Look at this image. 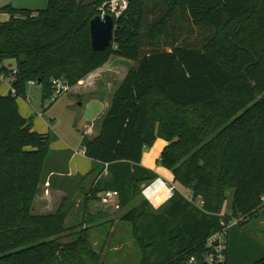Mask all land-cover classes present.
Segmentation results:
<instances>
[{
  "label": "trees",
  "instance_id": "1",
  "mask_svg": "<svg viewBox=\"0 0 264 264\" xmlns=\"http://www.w3.org/2000/svg\"><path fill=\"white\" fill-rule=\"evenodd\" d=\"M110 1L50 0L38 11L0 8L10 17L0 22V73L18 68L17 94L0 95V264H103L86 230L60 243L69 229L70 199L53 215L33 214L49 175L52 137L33 130L17 100L27 99L29 83L40 80L45 102L53 96V80L75 87L112 58L133 66L98 136L83 137L94 162L82 179L94 178L84 223L110 214L101 208L91 216V201L111 193L104 202L116 201L119 211L158 178L142 166L157 138L168 143L162 166L204 205L196 207L179 191L155 214L148 201L133 205L122 220L134 226L144 249L140 264H191L192 257L194 264H207L206 241L264 207V0H129L115 19L112 45L95 51L90 22ZM230 191L231 215L222 216ZM229 235L224 264H237ZM252 264H264V257Z\"/></svg>",
  "mask_w": 264,
  "mask_h": 264
},
{
  "label": "rangeland",
  "instance_id": "2",
  "mask_svg": "<svg viewBox=\"0 0 264 264\" xmlns=\"http://www.w3.org/2000/svg\"><path fill=\"white\" fill-rule=\"evenodd\" d=\"M49 1L0 0V8L10 5L15 9L29 11L45 10L49 5ZM128 63V68L133 66L132 62L128 61ZM9 76L6 77L7 81L10 80ZM0 90L8 94L10 92V88L1 77ZM77 92L80 93L81 98L74 93L67 92L62 94L56 101H54L52 96L44 102L43 93L39 90V87L29 84L27 87V99L19 98L17 104L21 115L26 119H32L35 131L51 134L50 160L59 157L61 158L59 165L68 166L69 164L74 172H90L94 166V162L85 155V150L82 146V135L84 132L89 131L88 129L92 124L99 129L102 120L100 119L102 110L101 104L89 100L90 95L85 91L78 89ZM162 142L163 139L157 138L153 146L146 149L145 158H149L150 163L158 168L155 171L159 176L173 183L171 171L164 168L161 164ZM151 149H153V152L149 155L148 150ZM175 186L181 194L188 195V191L182 186L177 183H175ZM40 189L39 194L34 199L32 212L34 215L38 213L53 215L58 206L63 202L56 195L50 194L48 184L41 185ZM89 190L90 182L88 181L87 183H83L80 192L76 193L77 197L74 198V201L76 205L80 204V207H75L69 215V220L66 221V227L69 229L65 234L60 235V243L68 244L73 242L78 235L77 233L86 230L89 246L97 255L99 254L101 263H142L145 255L144 249L140 247L138 237L134 232V226L123 221L122 216L132 207L140 205L143 201L147 200L141 195L137 202L133 204L134 206L131 205L119 211L116 201L110 200L104 202L103 199H100L98 202L91 201L88 208L90 214L99 210L101 211V208L105 210H117L118 213L105 214L106 217H102L97 222L84 223L82 214L83 204L86 193ZM233 194V191L229 192L222 216L231 215ZM167 205H164L159 210H155L149 203L147 210L155 214L162 211ZM241 220L243 222L240 225H231L233 230L230 235L228 234L229 239L232 238L233 241V261L237 262V264H252L264 257V207L259 210V213L254 218L250 220L243 217L237 219V221Z\"/></svg>",
  "mask_w": 264,
  "mask_h": 264
},
{
  "label": "crops",
  "instance_id": "3",
  "mask_svg": "<svg viewBox=\"0 0 264 264\" xmlns=\"http://www.w3.org/2000/svg\"><path fill=\"white\" fill-rule=\"evenodd\" d=\"M9 18L10 17L8 14H2L0 15V22L1 23L7 22ZM127 64H129L127 60H124L121 58H112L104 67L98 69L97 71L87 76L84 80L80 81L77 86L72 87L70 91L68 92V93H74L75 95L81 98L82 96L80 95V93L77 92V90L79 89V90L85 91L88 95H90L89 100H92L93 102L101 104L102 112H101L100 119L102 120H101L99 129H97L96 126L94 127L92 124L91 127H89L88 129L89 131L83 133L82 135L83 137L85 136L90 140H94L98 136L103 119L108 114L111 108L113 97L117 89L119 88L120 84L122 83L123 79L127 75L129 69L132 67L131 66L130 68H128ZM6 66L9 67L8 64ZM4 82L9 87V81L5 80ZM39 90H41V88H39ZM0 94L3 96L8 95L7 92H1V90H0ZM41 134H46V133H41ZM83 137H82V141H83ZM161 144H162L161 147H162V152H163V150L168 145V143L163 140ZM152 150L153 149L148 150L149 155L153 152ZM145 152L147 153V151L146 150L144 151L143 158H142V166L154 171L158 175V173L156 172L158 168H156L155 166H153V164L150 163L149 158H145V155H146ZM60 159L61 158L58 157L56 159L54 158L50 160V157H49L48 162H47V167H46L48 168L49 166L47 170L49 175H48V178L45 184H48L49 186L48 190L50 194L56 195L58 198H60L62 202L66 198L71 199L70 202L73 204L71 212H73L75 207H80V204L76 205L74 201V198L77 197L76 193H79L81 187L83 186V183H87L88 181L90 182V188H91L94 182V178H90L86 181H83L82 179L86 177L88 173H90L89 171L74 172L71 169V166L69 164L68 166H64L63 164L59 165L61 161ZM76 174L77 176H75ZM171 176L173 177V180H174V175L172 174V172H171ZM158 177L164 179L162 176L158 175ZM168 183H172V182H168ZM173 183L175 184V182ZM61 205L58 206L57 210L60 208ZM105 211H109L110 212L109 215H111L115 213V211L117 210L107 209ZM98 212H100V210L94 213H91L90 215L93 217L97 216ZM36 215H45V214L38 213ZM68 220H69V216L67 218V221Z\"/></svg>",
  "mask_w": 264,
  "mask_h": 264
},
{
  "label": "built area",
  "instance_id": "4",
  "mask_svg": "<svg viewBox=\"0 0 264 264\" xmlns=\"http://www.w3.org/2000/svg\"><path fill=\"white\" fill-rule=\"evenodd\" d=\"M129 0H111L110 2L106 3L103 7L100 8V16L105 17L107 15H111L114 19H119L127 10ZM10 80L9 81V88L10 92L13 95L17 94V91L13 84L17 80L18 75V68L16 66L10 67ZM0 77L2 80H7V76L4 73H0ZM31 86H36L37 83L31 81L29 83ZM53 98L56 101L62 94L69 92L71 89L70 84L64 78L53 80ZM86 155V154H85ZM178 191L174 183H168L164 179L158 177L152 183L144 186L142 189V195L144 198L151 204V206L155 210H159L161 207L166 205L175 195V192ZM160 193L164 194L163 201L156 205L152 198L155 195ZM111 193H106L102 195L101 198L106 201L111 197ZM188 202L192 203L198 208H202L204 205L203 199L201 197H195L192 193L188 192V195H184ZM239 221L237 219L233 220L230 225L225 226L221 231L212 235L206 241V249L207 252L205 254V263L207 264H224L227 260V247H228V234L231 228V225L238 224ZM196 262L195 258L192 257L190 259V263L194 264Z\"/></svg>",
  "mask_w": 264,
  "mask_h": 264
},
{
  "label": "water",
  "instance_id": "5",
  "mask_svg": "<svg viewBox=\"0 0 264 264\" xmlns=\"http://www.w3.org/2000/svg\"><path fill=\"white\" fill-rule=\"evenodd\" d=\"M115 19L111 15L104 18L96 16L90 22L91 45L95 51H105L114 40ZM41 81L37 83V87L41 88Z\"/></svg>",
  "mask_w": 264,
  "mask_h": 264
},
{
  "label": "bare ground",
  "instance_id": "6",
  "mask_svg": "<svg viewBox=\"0 0 264 264\" xmlns=\"http://www.w3.org/2000/svg\"><path fill=\"white\" fill-rule=\"evenodd\" d=\"M164 199V194L163 193H160L158 195H155L154 198H152L153 202L158 205L160 204Z\"/></svg>",
  "mask_w": 264,
  "mask_h": 264
}]
</instances>
